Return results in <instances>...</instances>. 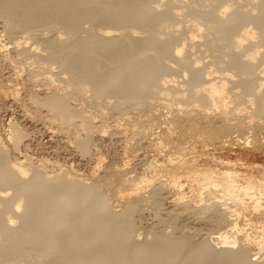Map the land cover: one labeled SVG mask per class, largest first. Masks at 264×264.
I'll return each mask as SVG.
<instances>
[{"label": "bare ground", "instance_id": "bare-ground-1", "mask_svg": "<svg viewBox=\"0 0 264 264\" xmlns=\"http://www.w3.org/2000/svg\"><path fill=\"white\" fill-rule=\"evenodd\" d=\"M0 21L8 39L0 50L12 53H0L11 82H0V100L45 130L66 133L82 157L104 132L96 120L104 109L110 116L148 109L125 118L136 143L160 128L185 143L248 135L264 145V0H0ZM24 65L32 85L21 96L14 84ZM70 98L88 100L93 110ZM112 126L125 144L126 128ZM26 136L10 124L13 157L0 139V264H264V238L252 252L248 234L232 236L240 214L264 218V167L258 183L238 184L230 162L221 176L178 162L203 179L205 201L164 210L159 171L174 184L179 165L141 162L135 173L129 139L120 165L85 176L19 157ZM149 206L152 219L141 230ZM186 217L207 227L188 228L180 223Z\"/></svg>", "mask_w": 264, "mask_h": 264}, {"label": "rangeland", "instance_id": "rangeland-1", "mask_svg": "<svg viewBox=\"0 0 264 264\" xmlns=\"http://www.w3.org/2000/svg\"><path fill=\"white\" fill-rule=\"evenodd\" d=\"M247 4L246 2H243ZM248 6V5H247ZM249 7V6H248ZM250 28L252 26L248 25ZM245 26V28H248ZM3 27L2 21H0V43L7 42L8 39L1 32ZM257 33L259 30H255ZM8 50V51H7ZM1 54H7L9 56L12 55L9 48L0 50ZM24 70H22V75H20V82L17 80L14 86L18 89V92L21 96L25 94L26 85L30 86L32 83H29L24 78L28 73V65L22 66ZM25 67V68H24ZM6 68V69H5ZM0 69L2 71L1 85L11 84L7 79L8 68L5 65H1ZM27 69V70H25ZM4 70V71H3ZM27 72V73H26ZM26 73V74H25ZM6 75V76H5ZM25 75V76H24ZM24 76V77H23ZM23 77V78H22ZM22 78V79H21ZM24 80V81H23ZM24 82V83H23ZM28 82V83H27ZM14 83V82H13ZM25 85V86H24ZM25 88V89H24ZM76 100V99H75ZM88 102V103H87ZM84 101L83 99H78L76 101L71 100L70 104L78 106L82 109L93 110V107L89 104V101ZM82 105V106H81ZM144 114L148 111L145 108L140 109ZM155 110V109H154ZM103 116H96V120L98 121V130H104V132H99L92 136L93 141V149L91 154L85 157L80 156V154L73 149V147L69 144L70 139L67 137L66 133L58 132V131H47L40 124L36 123L31 118H24L23 114L20 110L14 105L12 106L10 103H4L0 100V139H2V143L6 146V148H11L8 135L10 131V124L14 123L21 128V130L27 134L22 149L19 153V157L24 154L31 155L34 158H44L49 162H55L57 164H63L65 167L77 170L79 173L84 174L85 176H89L91 172L95 171L96 174L101 173V171L107 166H116L121 164V156L124 150L123 147L129 141L130 133L129 131L132 129L130 126H133L132 123L125 121L126 117L129 115L133 116H141V112L138 110H134V112L130 109L126 110V112H122L117 115H109L107 109ZM129 111V113H128ZM138 113H136V112ZM146 111V112H144ZM156 113L158 112L155 110ZM163 114L165 113V118H167V113L165 111H160ZM136 113V114H135ZM127 114V115H126ZM131 114V115H130ZM138 116V117H139ZM124 117V118H123ZM162 117L163 119H165ZM166 120V119H165ZM162 120V121H165ZM128 123V124H127ZM112 125L117 128H126L123 136L126 139L125 144L122 139H120L119 135L114 134L112 129L114 128ZM126 125V126H125ZM129 125V126H128ZM167 125V124H165ZM148 128V127H147ZM145 140H141L139 142H135L134 140L129 141L130 148L125 147L127 149L126 156L132 159L131 163H136L137 167L135 169V173L141 174V162H156L161 164L164 168L168 170H172L173 167H177L179 163L182 165H192L193 167L201 168L204 166L207 167L212 173L221 176L222 168H227V162L231 163V168L235 169L233 174V178L238 184H245L248 179H252L254 182H257V177L262 173L264 167V145H254V142L251 137H243V139L234 140L232 138H224L223 141H207L206 143H199L196 140H189L186 143L182 142L181 138L179 139L177 133H168L163 131L160 128L147 129ZM78 129V128H77ZM77 129H73L74 131H78ZM147 129V130H146ZM160 131V133H158ZM79 134L84 135V131L81 129L78 131ZM100 134H102L100 136ZM154 134V135H153ZM148 135V137H146ZM126 136V137H125ZM118 137V138H117ZM157 138V139H155ZM246 138V140H245ZM251 138V139H250ZM120 139V140H119ZM144 139V138H143ZM160 140V141H159ZM243 140V141H242ZM248 140V142L245 141ZM264 139L262 138V141ZM120 141V142H119ZM150 141L159 142L163 145L161 149H154L149 145ZM191 141V143H190ZM252 141V142H250ZM123 142V144H122ZM141 142V144H140ZM180 142H182L180 144ZM226 142V143H225ZM236 143V144H235ZM243 143V144H242ZM246 143V144H245ZM131 144V145H130ZM137 144V145H136ZM133 145V146H132ZM149 145V146H148ZM174 148V149H173ZM131 149V150H130ZM172 149V150H171ZM179 149V150H178ZM175 150H178L175 151ZM157 151V152H156ZM159 152V153H158ZM174 152V153H173ZM181 152V153H180ZM14 156V152L10 149V157ZM172 156V157H171ZM139 157V158H138ZM173 157L174 160H173ZM172 159V160H171ZM176 160V161H175ZM180 160V161H178ZM193 161V162H192ZM179 162V163H178ZM189 163V164H188ZM99 164V166H97ZM179 169V176L177 181L173 184L170 179V175L167 173V170L159 171L158 179L161 182H165V189L162 192L161 198H159V204L164 210L173 209V207L179 205L181 202L188 205L190 207H199L205 201L204 190L205 184L203 179L188 171L187 168L183 166ZM139 166V167H138ZM174 168V169H175ZM197 168V169H198ZM199 169V170H201ZM149 175L151 173H148ZM147 174V175H148ZM148 175V176H149ZM167 182V183H166ZM172 184V186H171ZM151 186H147L143 191V193L149 192ZM171 192V193H170ZM167 193V194H166ZM147 194V193H146ZM204 200V201H203ZM203 201V202H202ZM202 202V203H201ZM179 203V204H177ZM182 203L180 205H182ZM201 204V205H200ZM262 204H264V199H262ZM187 205V204H186ZM198 205V206H197ZM152 206V205H151ZM151 206L147 207L146 210L142 212L139 219L141 220V230L146 226L147 222H151L152 219V208ZM175 206V207H176ZM148 210V211H147ZM261 213L253 212L248 210V212L244 214H240L236 217L237 229L233 230L232 236L234 235L236 238L240 239V237H244L245 233L248 234L250 238L249 247L252 252L258 251V245L256 242L261 241L264 238V218ZM149 216V217H148ZM235 218V217H234ZM148 221H147V220ZM184 218L182 219L185 223L180 220V223L185 225L186 227L191 229H195V227H204L206 226L204 220L192 221L193 218ZM192 219V220H191ZM189 220V221H188ZM182 221V222H181ZM195 225V226H194ZM207 227V226H206ZM240 227V228H239ZM260 227V228H259ZM244 234V235H243ZM253 241V242H252ZM256 241V242H255ZM252 242V243H251ZM254 243V244H253ZM256 243V244H255ZM253 246V247H252Z\"/></svg>", "mask_w": 264, "mask_h": 264}]
</instances>
